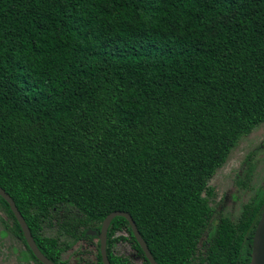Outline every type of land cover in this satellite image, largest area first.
<instances>
[{
  "label": "trees",
  "instance_id": "1",
  "mask_svg": "<svg viewBox=\"0 0 264 264\" xmlns=\"http://www.w3.org/2000/svg\"><path fill=\"white\" fill-rule=\"evenodd\" d=\"M262 123L264 0H0V186L57 264L44 224L92 242L116 210L159 264H250L264 188L212 224L209 181ZM124 241L150 264L116 216Z\"/></svg>",
  "mask_w": 264,
  "mask_h": 264
},
{
  "label": "rangeland",
  "instance_id": "2",
  "mask_svg": "<svg viewBox=\"0 0 264 264\" xmlns=\"http://www.w3.org/2000/svg\"><path fill=\"white\" fill-rule=\"evenodd\" d=\"M209 185L214 190L210 200L215 210L212 224H216L221 216L237 220L244 205L260 188H264V123L239 138ZM11 220L0 205V264H40L31 256L23 240L13 233ZM43 233L59 237L64 247L70 245L62 254L67 264H100L98 237L92 242L74 240L55 220L52 225L44 224ZM115 251L128 256L134 264L141 263V257L127 241L119 242Z\"/></svg>",
  "mask_w": 264,
  "mask_h": 264
},
{
  "label": "water",
  "instance_id": "3",
  "mask_svg": "<svg viewBox=\"0 0 264 264\" xmlns=\"http://www.w3.org/2000/svg\"><path fill=\"white\" fill-rule=\"evenodd\" d=\"M0 195L9 203L12 211L14 212L18 222L21 225V228L24 233V237L26 239L28 247L32 250L35 257L43 264H57L49 257H47L40 247L38 246L32 231L26 222V219L18 209L16 202L12 198V196L6 192V190L0 186ZM116 216H123L128 219L130 222L133 234L140 244L141 248L143 249L146 258L150 261V264H159L155 259L154 255L152 254L147 242L145 241L144 237L142 236L135 220L133 219L132 215L129 212L116 210L109 213L103 221L101 231L98 234V238L100 241V251L103 260V264H112L108 254V230L111 225L112 220ZM89 233L95 235L96 231H89ZM250 264H264V209L261 214L260 220L257 224L254 240H253V251Z\"/></svg>",
  "mask_w": 264,
  "mask_h": 264
},
{
  "label": "flooded vegetation",
  "instance_id": "4",
  "mask_svg": "<svg viewBox=\"0 0 264 264\" xmlns=\"http://www.w3.org/2000/svg\"><path fill=\"white\" fill-rule=\"evenodd\" d=\"M11 229H12V225H13V218L11 217ZM100 242V241H99Z\"/></svg>",
  "mask_w": 264,
  "mask_h": 264
}]
</instances>
